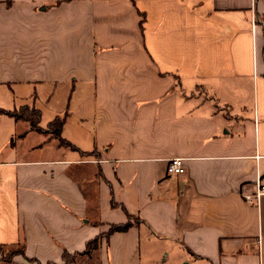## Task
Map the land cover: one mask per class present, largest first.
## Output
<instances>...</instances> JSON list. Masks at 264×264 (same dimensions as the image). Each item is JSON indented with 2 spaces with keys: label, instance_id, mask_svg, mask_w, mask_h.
<instances>
[{
  "label": "crops",
  "instance_id": "crops-1",
  "mask_svg": "<svg viewBox=\"0 0 264 264\" xmlns=\"http://www.w3.org/2000/svg\"><path fill=\"white\" fill-rule=\"evenodd\" d=\"M25 105L70 147L0 113L9 264L95 237L99 264H264V0H0V109Z\"/></svg>",
  "mask_w": 264,
  "mask_h": 264
},
{
  "label": "trees",
  "instance_id": "trees-1",
  "mask_svg": "<svg viewBox=\"0 0 264 264\" xmlns=\"http://www.w3.org/2000/svg\"><path fill=\"white\" fill-rule=\"evenodd\" d=\"M25 111V110H29V115L28 116H24V114L21 113V111ZM0 113H6L10 116H13L14 119L16 120H23V121H28L29 123V127L30 129H35L39 132L43 131L45 133H48V131L50 130L49 127L53 124L56 125V128L51 132V134L56 138L58 137L59 140L61 141H64L61 137H60V128L63 124V119L62 118H59V117H55V120L50 122L45 129H43L42 127L40 128L38 126V123H39V116H40V112L39 110L35 109L34 107H30L28 105H25L23 107H20L19 109H15V110H11V111H8V110H3V109H0ZM31 115H34L35 116V120L31 119ZM65 142V141H64ZM69 147L70 145L65 142ZM127 221L125 222H121V223H118V224H111L109 229L104 232L102 235L103 236H108V234L112 233V232H116V231H123V230H126L128 229L129 227H131L133 225V222L135 220L134 217H131V216H127ZM97 243H98V237H95L94 239L90 240L87 247H86V251L89 249V245L92 244V248H96L97 246Z\"/></svg>",
  "mask_w": 264,
  "mask_h": 264
},
{
  "label": "rangeland",
  "instance_id": "rangeland-1",
  "mask_svg": "<svg viewBox=\"0 0 264 264\" xmlns=\"http://www.w3.org/2000/svg\"><path fill=\"white\" fill-rule=\"evenodd\" d=\"M22 114H24V116H28L29 115V110H25V111H21ZM35 116L31 115V119H34ZM56 128V125L53 124L49 127V131L48 133H51L54 129ZM51 131V132H50ZM53 133V132H52ZM56 142V140H55ZM58 143L64 147H68L69 146L61 140H58ZM92 244L89 245V250L86 251V253L89 254V257L87 260L84 259V257L82 256H78V255H74V256H65V260H66V264H99L97 263V254L95 252V250H90ZM168 251H170L172 253V250L167 249ZM157 251L158 250H154L153 252H151L152 254H154V263H151L149 261V264H180L179 261L177 259H174V254L172 253V255H168L165 256L163 253L159 255H157ZM19 252H21V244L20 243H16L15 245H7V246H0V255H1V259L4 260L5 262H7L6 264H9V261L15 256V254H19ZM167 259L165 261L164 258ZM146 260V259H145Z\"/></svg>",
  "mask_w": 264,
  "mask_h": 264
},
{
  "label": "built area",
  "instance_id": "built-area-1",
  "mask_svg": "<svg viewBox=\"0 0 264 264\" xmlns=\"http://www.w3.org/2000/svg\"><path fill=\"white\" fill-rule=\"evenodd\" d=\"M184 170H185L184 159L175 156L169 159L166 165L165 173L168 176H176L182 174ZM255 186L256 189L254 192L243 194V198L245 201L250 203L256 202L260 196L264 195V182H262L261 179H258L256 181Z\"/></svg>",
  "mask_w": 264,
  "mask_h": 264
}]
</instances>
